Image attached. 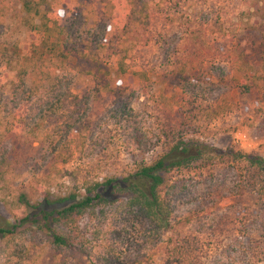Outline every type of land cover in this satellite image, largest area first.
<instances>
[{
	"label": "rangeland",
	"instance_id": "1",
	"mask_svg": "<svg viewBox=\"0 0 264 264\" xmlns=\"http://www.w3.org/2000/svg\"><path fill=\"white\" fill-rule=\"evenodd\" d=\"M47 1L66 29L63 56L27 63V86L35 100L44 95L47 74L70 86L57 116L40 122L37 104L18 108L15 74L5 69L15 53L19 60L26 55L36 31L19 0H0V218L11 221L18 197L33 203L41 185L64 192L126 176L178 140L198 138L221 151L264 158V74L239 72L248 0ZM100 32L103 48L96 42ZM125 55L128 69L145 72L147 81L117 73ZM197 77L208 81L199 89ZM242 81L251 86L248 94L237 87ZM241 168L225 161L167 175L170 188L162 195L177 219L188 222L154 243L147 225L117 203L79 221L83 247L107 250L108 264H210L253 220V199L229 197ZM21 239L22 264H90L76 250L51 249L35 231Z\"/></svg>",
	"mask_w": 264,
	"mask_h": 264
},
{
	"label": "trees",
	"instance_id": "2",
	"mask_svg": "<svg viewBox=\"0 0 264 264\" xmlns=\"http://www.w3.org/2000/svg\"><path fill=\"white\" fill-rule=\"evenodd\" d=\"M19 2L27 18V26L31 31H36L37 36L22 61L19 60V53H15V61H7L5 69L8 68L9 72L15 74L13 79L16 91L12 95L16 97L18 108L23 104H37V118L43 122L57 116L63 108L62 97L69 90L70 80L47 74L44 95L35 100L37 93L27 86L26 66L27 63L42 61L45 57H62L59 46L60 42H65L62 36L66 29L59 24L61 16L53 14L47 0ZM248 3V21L237 42L239 72L264 74V0H248ZM34 21L38 24L33 25ZM96 42L101 48L105 47V32L96 36ZM88 67L89 74H92L91 70L95 67L91 64ZM116 68L121 76H131L140 82L148 79L145 72L128 69L126 55L117 61ZM204 82L208 81L197 77L196 88L199 89ZM237 87L243 94H248L251 90V86L243 81ZM225 161L242 167L241 179L231 189L229 197L238 201H248L247 197L253 199V220L247 226L246 234L232 239L225 249L212 257L210 264H264V158L241 151H221L198 138L178 140L167 153L150 164L143 161L137 163L134 170L126 176L84 181L81 187L69 188L64 192H54L41 185L33 203L24 195L19 196L16 201L17 210L15 209L11 221L0 218V264H22L27 249L21 236L27 230L43 236L53 250H76L87 257L90 264H108L106 257L109 252L104 250L93 254L91 250L85 249L81 241L84 235L77 230L79 221L85 216L95 212L103 215L105 209L117 203H124L126 208L147 225L151 235L150 242L154 243L156 238L167 235L174 228L188 222L177 219L173 208L162 195L164 189L170 188L167 175L194 167L204 169ZM204 226L199 223V233L207 231ZM95 232L98 238L100 232Z\"/></svg>",
	"mask_w": 264,
	"mask_h": 264
}]
</instances>
